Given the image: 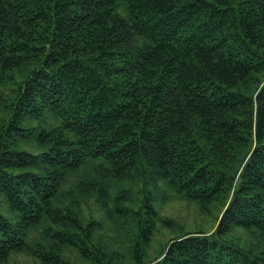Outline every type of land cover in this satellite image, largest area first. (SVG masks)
I'll use <instances>...</instances> for the list:
<instances>
[{
	"label": "trees",
	"instance_id": "16d2710c",
	"mask_svg": "<svg viewBox=\"0 0 264 264\" xmlns=\"http://www.w3.org/2000/svg\"><path fill=\"white\" fill-rule=\"evenodd\" d=\"M8 85L0 264H72L65 250L91 264H264V0H0ZM137 184L136 197L121 187ZM162 188L221 208L212 232L147 259ZM85 200L127 227L125 250Z\"/></svg>",
	"mask_w": 264,
	"mask_h": 264
},
{
	"label": "rangeland",
	"instance_id": "374dc122",
	"mask_svg": "<svg viewBox=\"0 0 264 264\" xmlns=\"http://www.w3.org/2000/svg\"><path fill=\"white\" fill-rule=\"evenodd\" d=\"M12 89L11 85L8 86H1L0 87V115L1 110L3 108L1 103H3L4 99L10 94ZM81 172L79 174H76L72 177V185L74 190H76L75 184L80 179ZM122 188L126 190H130L129 193L132 197L137 196V192L141 190L143 187L142 185H135L131 189L126 185H121ZM69 189V188H68ZM66 188V190H68ZM123 189V190H124ZM144 189H149V187H144ZM163 188L161 190H158V193H154L155 197V208L158 210L160 216L163 219H166L167 222L160 224H157V231L154 234L152 241L148 248L146 249V258L147 259H153L157 253L159 252L162 245L167 241V239L175 237L177 235H181L183 233H191L196 231H202L205 233L212 232L217 217L220 212L221 206L219 204L213 205L209 213H204L200 211V209L197 207V205L194 202H189L185 200H181L173 193H170L167 191V194L170 195V198H163ZM162 191V192H161ZM73 192V191H72ZM78 192V191H77ZM74 193V192H73ZM128 194V193H127ZM76 195V194H75ZM143 193H140L139 196H142ZM77 196V195H76ZM1 201V200H0ZM127 203V202H125ZM111 202L108 201V205H110ZM82 209L84 211V215L88 216L89 212H93L96 217H98L100 220L103 221L106 228L107 235L114 237L117 241V244L114 246V249L123 251L125 250V245L121 242L122 235H125L127 230V227L122 228L121 230L118 229L114 221H106L102 212L99 209L98 204H96L93 200H90L88 202L87 200L82 202ZM0 213L7 219L12 220V212L9 210L7 203L2 202L0 203ZM87 218V217H86ZM131 230V227H128ZM115 230H119L118 238H117V232ZM131 232V231H130ZM237 236H240V238L243 241H251V238L249 235L242 231H237L235 233ZM127 238L130 239V234ZM125 240V238H124ZM127 253V250L125 251ZM128 256V254H127ZM64 258L68 259L72 264H91L88 261L82 260L77 253H75L72 250H65ZM145 259V260H147ZM123 264H132L131 261H129L128 257L125 258V260L122 262ZM8 264H41L35 259H32L28 256H25L23 254H15L12 256L11 260Z\"/></svg>",
	"mask_w": 264,
	"mask_h": 264
}]
</instances>
